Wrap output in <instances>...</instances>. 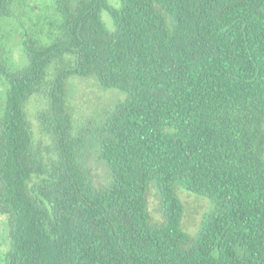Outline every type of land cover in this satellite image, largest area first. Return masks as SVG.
I'll return each mask as SVG.
<instances>
[{
    "label": "trees",
    "instance_id": "16d2710c",
    "mask_svg": "<svg viewBox=\"0 0 264 264\" xmlns=\"http://www.w3.org/2000/svg\"><path fill=\"white\" fill-rule=\"evenodd\" d=\"M119 1L52 0L50 43L27 39L20 70L1 64L3 264H264V0ZM14 4L0 0V31ZM54 67L44 160L25 109ZM72 77L127 96L99 131L103 188L73 133ZM178 190L209 202L194 234Z\"/></svg>",
    "mask_w": 264,
    "mask_h": 264
},
{
    "label": "rangeland",
    "instance_id": "374dc122",
    "mask_svg": "<svg viewBox=\"0 0 264 264\" xmlns=\"http://www.w3.org/2000/svg\"><path fill=\"white\" fill-rule=\"evenodd\" d=\"M115 6L119 0H110ZM13 14L10 20L3 21L0 31V67L3 64L12 71L20 70L27 65L23 47L27 39L32 41H51V23L59 21L52 0H14ZM52 6V7H51ZM108 27L112 21L106 12L103 13ZM54 32V31H53ZM51 34V35H50ZM0 68V100L7 84ZM56 68L48 76V85L30 98L26 104V114L34 136V150L42 159H56L54 143L49 131L47 118L50 111L49 87L55 77ZM67 98L73 109V133L85 140L83 167L88 171L94 186L103 188L110 182V172L100 159L99 131L114 107L126 99V94L117 89H102L95 78L72 77L68 81ZM184 205L183 227L194 234L209 208L207 199L178 190ZM148 210L154 224H161L160 200L155 189L148 193ZM10 228L7 216L0 217V264H3L10 250Z\"/></svg>",
    "mask_w": 264,
    "mask_h": 264
}]
</instances>
